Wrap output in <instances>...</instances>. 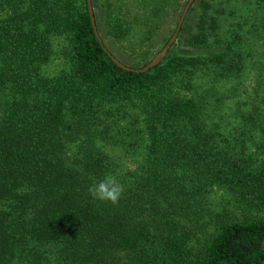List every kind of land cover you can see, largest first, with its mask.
Segmentation results:
<instances>
[{
    "label": "trees",
    "instance_id": "trees-1",
    "mask_svg": "<svg viewBox=\"0 0 264 264\" xmlns=\"http://www.w3.org/2000/svg\"><path fill=\"white\" fill-rule=\"evenodd\" d=\"M91 1L101 39L88 0H0V264H264V0H195L148 72L112 60ZM185 1L145 0L164 19ZM107 173L116 203L88 192Z\"/></svg>",
    "mask_w": 264,
    "mask_h": 264
},
{
    "label": "rangeland",
    "instance_id": "rangeland-1",
    "mask_svg": "<svg viewBox=\"0 0 264 264\" xmlns=\"http://www.w3.org/2000/svg\"><path fill=\"white\" fill-rule=\"evenodd\" d=\"M96 3L102 38L111 50V53L118 60L133 68L143 67L145 63L148 64L162 51L166 38L172 37L174 34L186 5V1L185 3L179 4L175 8V13H173L171 17L164 19L161 16L150 18V12L149 9L146 8L148 6L145 0H137V2H135V0H96ZM187 14H189V12ZM109 15H116L128 22L130 30L125 37L116 39L110 35L107 23ZM50 41L52 53L49 60L40 65V72L44 76L52 78L63 72L69 71L70 62L67 57L68 42L65 35H53ZM177 43L178 41L175 45H177ZM175 49L179 51L184 50L179 43L175 46ZM225 91L227 93V90ZM229 94H233L231 90ZM233 99L234 98L224 99L228 101L227 111H229V113L231 112ZM107 149L115 156H120V159H126V157H123L125 153L122 154L116 146L110 145L107 146ZM130 159L131 162L134 160V158ZM210 196L217 208L221 207L223 201L226 202V200L230 199V195L224 189L220 188L213 189Z\"/></svg>",
    "mask_w": 264,
    "mask_h": 264
},
{
    "label": "water",
    "instance_id": "water-1",
    "mask_svg": "<svg viewBox=\"0 0 264 264\" xmlns=\"http://www.w3.org/2000/svg\"><path fill=\"white\" fill-rule=\"evenodd\" d=\"M194 1L195 0H188L187 4H186V6H185V8H184V10L182 12V15H181V18L179 20L178 26H177L174 34L170 38L169 42L165 45V47L162 49V51L155 58H153L147 65H145L142 68H133V67L127 66L126 64L122 63L115 56L110 54V57L112 58V60L119 67H121L123 69H126L128 71H134V72H148L151 68L159 65L162 62V60L165 58V56L167 55V53H168L169 49L171 48V46L173 45V43L176 41V39L178 37V34L180 32V29L182 27V24H183V22L185 20V17H186V15H187V13H188V11H189V9L192 6ZM88 4H89V13H90V16H91V19H92L94 31L96 33L97 38L101 39L100 36H99L98 30H97V26H96V23H95L94 16H93L92 1L88 0Z\"/></svg>",
    "mask_w": 264,
    "mask_h": 264
},
{
    "label": "clouds",
    "instance_id": "clouds-1",
    "mask_svg": "<svg viewBox=\"0 0 264 264\" xmlns=\"http://www.w3.org/2000/svg\"><path fill=\"white\" fill-rule=\"evenodd\" d=\"M88 192L95 200L116 203L124 192V185L116 175L107 173L91 183Z\"/></svg>",
    "mask_w": 264,
    "mask_h": 264
}]
</instances>
